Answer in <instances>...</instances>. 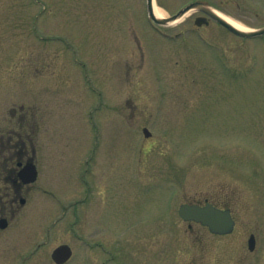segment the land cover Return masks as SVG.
I'll return each mask as SVG.
<instances>
[{
    "label": "rangeland",
    "instance_id": "374dc122",
    "mask_svg": "<svg viewBox=\"0 0 264 264\" xmlns=\"http://www.w3.org/2000/svg\"><path fill=\"white\" fill-rule=\"evenodd\" d=\"M209 4L264 25V3ZM195 14L156 28L143 0H0V143L53 150L46 193L0 232V264H54L61 243L88 264H264V36ZM85 166L89 196L106 199L87 220L68 207ZM205 201L231 210V233L178 215Z\"/></svg>",
    "mask_w": 264,
    "mask_h": 264
},
{
    "label": "flooded vegetation",
    "instance_id": "af4514ba",
    "mask_svg": "<svg viewBox=\"0 0 264 264\" xmlns=\"http://www.w3.org/2000/svg\"><path fill=\"white\" fill-rule=\"evenodd\" d=\"M130 3L132 2L130 1ZM143 3H155V5L159 3L162 5L163 3H183L182 5L178 6V8L175 11L171 13L173 14L186 3H207L205 4V6L218 9L216 5H211L209 3H264V0H150V2L148 0H143ZM145 9L147 10L146 7ZM194 13H196L194 18L196 16L203 18V20H201L203 23L201 26L207 25L211 21L218 23L211 17L207 16L201 10H196L194 11ZM252 13L254 14V16L257 17L261 16V14L257 11V9H255V7L252 10ZM262 15H264V13ZM10 140H12V136H8L6 143L3 142L0 143V232L7 229L9 225L14 222L18 213H20V210H22L23 207L27 205L29 201V197H31L33 190H42L43 192L46 193V189L42 187V185L40 184V179H42L40 173L41 172L40 158L44 157V155L46 156L50 151H53L51 149L41 150L38 149L37 146L33 144L10 142ZM43 151L45 152L44 155L42 153ZM31 163L35 165V169H36V178L34 181L27 180L29 178L30 170H27L26 166ZM83 172L84 174H82L81 176L82 178L81 197H77L74 201H71L68 207L71 206L72 208H76L78 205H81L83 217L84 219L87 220L89 211L95 210L94 211L95 213L99 212L101 209V205L104 204V201L106 199H104L102 195L101 197L100 196L95 197L93 195L91 197L89 196L91 187L89 182L85 178L86 174L89 173L88 167L85 166L83 168ZM98 193L100 195L99 190ZM53 196L54 195H52V199H54ZM92 198L94 199L92 200ZM87 225H88V221H87ZM83 242L85 243V246L87 245L86 246L87 248H92L93 244H96L98 247H101V244L99 242H87L86 240H83ZM71 249H72L71 256L63 264H66L68 262L71 263L77 260H81L80 263H86V264L97 262L91 256L79 257L75 255L74 248L71 247ZM18 258H22V260H20L18 264H23L26 262L28 258L31 259L32 257L18 256ZM107 258L109 259L110 257L100 258L98 260V263L108 264L106 261ZM49 259L54 263L56 258L50 255ZM4 263L5 262H2V264Z\"/></svg>",
    "mask_w": 264,
    "mask_h": 264
},
{
    "label": "water",
    "instance_id": "95a60500",
    "mask_svg": "<svg viewBox=\"0 0 264 264\" xmlns=\"http://www.w3.org/2000/svg\"><path fill=\"white\" fill-rule=\"evenodd\" d=\"M150 2V0H148ZM148 11L150 16L158 23H170L174 22L175 20L181 18L185 13H187L191 9H200L209 14L212 18L217 20L219 23H221L223 26L228 28L233 33L242 36V37H255L264 34V26L257 29H239L235 27L232 23L227 21L223 16L215 12L213 9L205 6L203 3H190L186 5L184 8L179 10L177 13L172 15L169 18H158L154 15L153 12V5L152 3H147ZM203 18L197 17L195 22L200 25L202 24ZM143 132L146 136L150 134L149 130L147 128H143ZM27 170H30L29 172V178L28 181H33L36 178V169L34 165L28 164L26 166ZM179 215L184 220H193L196 222H199L203 225H206L209 230L213 233L218 234H226L233 230L235 221L231 215V212L228 208L221 209L216 207L215 205L211 203H206L204 205H198V204H181L179 207ZM255 247V237L253 234H251L248 238V248L250 250H253ZM71 251L68 245H60L58 246L54 252L53 256L57 259V262H62L64 259H66L70 255Z\"/></svg>",
    "mask_w": 264,
    "mask_h": 264
},
{
    "label": "bare ground",
    "instance_id": "6f19581e",
    "mask_svg": "<svg viewBox=\"0 0 264 264\" xmlns=\"http://www.w3.org/2000/svg\"><path fill=\"white\" fill-rule=\"evenodd\" d=\"M154 13H155L156 16H158V17H162V12H161V10L158 9L157 7H154ZM223 17H224L227 21H229L230 23H232L235 27H237V28H239V29H245V30H246V28H244L242 25H240L239 23H237L236 21H234L232 18H230V17H228V16H226V15H223Z\"/></svg>",
    "mask_w": 264,
    "mask_h": 264
}]
</instances>
